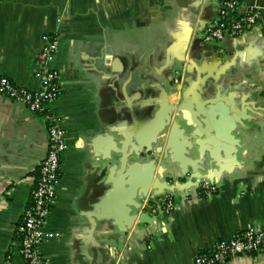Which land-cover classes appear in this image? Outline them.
Masks as SVG:
<instances>
[{"label":"crops","instance_id":"crops-1","mask_svg":"<svg viewBox=\"0 0 264 264\" xmlns=\"http://www.w3.org/2000/svg\"><path fill=\"white\" fill-rule=\"evenodd\" d=\"M225 1L0 0V75L38 90L42 36L59 38L51 108L66 148L44 226L54 236L39 246L47 264H193L217 240L264 228V25L213 40L206 28ZM234 1L239 14L264 11V0ZM133 148L153 155L115 152ZM47 150L42 115L0 94V264H26L16 229ZM184 171L196 189L166 193L174 209L155 213L156 228L137 226L144 185L163 194L165 172Z\"/></svg>","mask_w":264,"mask_h":264},{"label":"built area","instance_id":"built-area-1","mask_svg":"<svg viewBox=\"0 0 264 264\" xmlns=\"http://www.w3.org/2000/svg\"><path fill=\"white\" fill-rule=\"evenodd\" d=\"M237 2L228 0L218 8L216 17L206 28L213 40H222L236 35L255 25H264V11L250 7L243 14L237 12ZM59 45L54 33L42 36V46L37 54L34 78L39 83L38 90H30L9 77L0 75V94L24 104L28 110L40 113L46 128L48 150L39 166V176L31 192L30 204L25 208L22 220L17 226L19 252L26 264H47L39 253V246L52 232L44 230L45 223L56 200V186L61 176V157L66 148L65 130L61 118L51 105L61 94L59 71L53 62ZM217 191L216 185H202L204 195ZM174 209L173 200L168 198L160 206L162 212ZM237 255L264 258V228L249 226L230 238L219 239L211 251L195 256L193 264H225ZM258 260V261H259Z\"/></svg>","mask_w":264,"mask_h":264},{"label":"water","instance_id":"water-1","mask_svg":"<svg viewBox=\"0 0 264 264\" xmlns=\"http://www.w3.org/2000/svg\"><path fill=\"white\" fill-rule=\"evenodd\" d=\"M216 109L219 108L220 110L226 111L225 108L222 106L217 105L215 107ZM188 112H183L182 114L187 115ZM205 116V114L203 115ZM207 116V115H206ZM239 115L237 113H234V116L231 117L230 121L231 124L228 127V131L229 132H233L236 131L237 132V128L235 127L236 124H240L239 122ZM186 120L185 126L188 128H193L194 132L193 134L195 136H198V132L195 130L197 125L193 122H189L187 118L183 117ZM243 119H248V117H242ZM242 119V120H243ZM250 120H253L254 122L260 121L261 120V115L260 114H255V116H253ZM244 129L241 130V132H244L245 130H248L249 128L243 127ZM192 134V135H193ZM197 144V143H195ZM115 152H119L120 154H122L123 157L126 156H135L139 159H146L148 156L153 155L151 154L152 152L150 150H145V151H140L138 149H131L128 152V155L123 151H115ZM165 160V158H164ZM121 162H123V160H121ZM130 177V175H129ZM165 179H164V190L165 192L163 194H160L159 192H149V193H145V186L144 185V189L142 190L141 193V197L140 198H144L146 197V203L141 205L139 204V206H136L135 209L138 211V213L135 215L134 220H135V224L141 228H144L146 230L157 226V223L159 222V217L157 216V214H155L156 212L160 213V206L161 204H163L165 202V200H167L170 195L166 194L169 192H173V191H179L181 188L186 192V196L189 195V189H196V187L198 186V181H199V176L197 175V173H193V172H179V174H176V172H165ZM186 179V180H185ZM155 185V184H154ZM153 188L157 189L159 188V185L153 186ZM183 191V192H184ZM256 264H264V258L257 261Z\"/></svg>","mask_w":264,"mask_h":264},{"label":"flooded vegetation","instance_id":"flooded-vegetation-1","mask_svg":"<svg viewBox=\"0 0 264 264\" xmlns=\"http://www.w3.org/2000/svg\"><path fill=\"white\" fill-rule=\"evenodd\" d=\"M173 81H174L175 84H178L180 82V76H179V74H177V73L174 74Z\"/></svg>","mask_w":264,"mask_h":264}]
</instances>
